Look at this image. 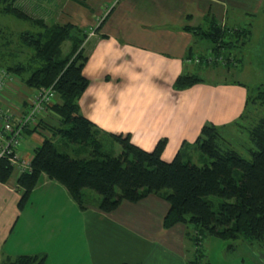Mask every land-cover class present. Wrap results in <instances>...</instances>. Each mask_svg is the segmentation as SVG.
Masks as SVG:
<instances>
[{"label": "crops", "instance_id": "1", "mask_svg": "<svg viewBox=\"0 0 264 264\" xmlns=\"http://www.w3.org/2000/svg\"><path fill=\"white\" fill-rule=\"evenodd\" d=\"M263 1L16 0V4L48 24L72 22L87 32L82 45L86 54L82 72L89 82L78 97L82 113L111 132H127L134 143L145 149L164 138L160 156L167 158L182 141L193 139L204 122L215 123L221 132L241 110L245 97L244 83L238 79L216 82L213 87L200 75L201 80L186 87L172 86L178 73L192 72L189 68L194 65L185 61L186 57L206 54L200 45L206 50L210 45L202 44L198 35H192L181 25H203V16L209 13L219 26L240 27L237 23L244 14L255 12ZM227 63L223 62L226 71L230 68ZM217 65L195 66L211 74L209 71ZM229 88L232 95L226 94ZM214 90L226 98L214 102ZM27 92L13 79L2 90L0 104L13 114L24 112ZM236 103L239 108L231 115L226 110L227 118L221 119L213 112L212 105H223L226 109ZM96 112L97 118L93 116ZM110 113L117 115L115 124L104 116ZM48 114L52 117L48 120L57 121L51 110ZM32 132L31 126H27L20 137V158L28 159L33 154L36 144L22 141L31 137ZM114 143L118 152V144ZM16 177L0 181V240L28 204L17 206L22 188L15 186ZM42 188L46 195L42 199L32 198L30 205L43 206V228L40 236L32 238L34 243L29 251L45 252L49 264H110L112 258L116 264L123 260L138 264H185L194 254L193 245L186 238L187 233L194 232L190 223L161 225V216L168 205L158 193L148 192L133 201L121 199L113 209L104 210L98 206L100 195L83 188V196L88 191L95 199L89 205L83 201L80 209L67 187L44 172L30 193ZM66 203L76 212L63 214ZM2 255L0 250V259Z\"/></svg>", "mask_w": 264, "mask_h": 264}, {"label": "trees", "instance_id": "2", "mask_svg": "<svg viewBox=\"0 0 264 264\" xmlns=\"http://www.w3.org/2000/svg\"><path fill=\"white\" fill-rule=\"evenodd\" d=\"M0 10L13 13L40 24V30L19 31L21 45L30 46L33 51L24 61L0 62V66L14 70L25 85L37 90L50 84L58 100L49 105L57 115V121L42 118L31 126L32 130L45 131L40 143L33 148L29 167L17 172L16 187H21L17 206L23 207L30 192L41 176V172L65 185L77 203L83 206L84 187L94 188L100 195L98 206L104 210L113 209L121 199L128 201L144 197L146 193H158L167 203L162 214L161 225L169 227L176 222H188L194 228L186 234L193 245L194 254L185 264H211L201 259L198 244L205 234L229 239L243 237L249 242L264 245V86L258 84L252 92H245L243 109L239 118H252L245 126L251 145L246 148L249 157H244L229 143H226L218 125L204 122L199 127L193 144L208 159L196 164L185 154V142L164 160L160 153L165 139H157L153 147L145 149L134 143L127 132H109L119 151L110 154L102 148L98 125L81 112L78 97L85 90L89 78L82 72L86 58L83 39L87 32L72 22L46 23L42 18L30 16L21 9L16 0H0ZM192 35L210 39L209 49L214 55H221L229 61L222 49L241 45L249 37L250 29L244 27H222L211 14L203 16V25H181ZM69 37L71 46L65 53L61 41ZM6 39L2 43H9ZM199 56H202L199 54ZM218 63L216 60L210 63ZM208 64V63H206ZM202 77L196 72L178 73L172 86L182 88L198 82ZM250 106L260 107L262 114L252 116ZM238 122V121H236ZM235 122V124H236ZM58 136L61 145L69 142L82 143L89 148V154L77 145V155L66 149H59L55 141ZM14 165L7 155L0 157V181L6 182ZM218 196V208L214 212L205 197ZM0 264H49L45 252H20L6 255ZM118 264H138L121 261Z\"/></svg>", "mask_w": 264, "mask_h": 264}, {"label": "rangeland", "instance_id": "3", "mask_svg": "<svg viewBox=\"0 0 264 264\" xmlns=\"http://www.w3.org/2000/svg\"><path fill=\"white\" fill-rule=\"evenodd\" d=\"M238 26L244 27L248 26L250 29L249 37L245 40V42L241 45L233 46L232 48L222 49V53H225L229 57V61L227 65L230 67L227 71L225 67H223V62L217 63V67L215 69L210 70L211 74L201 70V68H197L195 63L189 69L192 72H196L200 74L206 83L212 84L215 87L214 83L223 82V80L231 81L238 79L242 83H244L243 91L252 92V90L258 85L262 84L264 86V1L257 7L255 12L244 14V17L238 21ZM23 29H29L30 31L40 30L42 29L40 24L34 23L25 18H18L13 13H5L0 11V62H13L12 59L24 61V59L30 58V54L33 49L30 46H23L20 44V40H18L19 31ZM6 39H10L9 43H2L6 41ZM200 41L202 44H210V39H205L200 37ZM71 46V42L69 37L64 38L61 41V49L62 52L65 53L69 50ZM200 48L205 51L206 54H210V49H204L205 46L200 45ZM223 59V57H222ZM210 64V63H208ZM216 64L212 63L211 65ZM211 67V66H210ZM210 67L208 69H210ZM19 84L21 87H24L25 90L29 92H34L35 88L24 85L19 77H17ZM239 85V84H238ZM219 90L213 93V100L215 102L216 99H220V101L226 98L219 96ZM224 92V90H223ZM222 92V93H223ZM227 95H232L231 88L226 91ZM218 95L219 97H217ZM221 95V94H220ZM80 96V95H79ZM223 105H212L213 112L215 114H219V118L224 119L227 118L236 108H239V103L229 104V108L222 107ZM241 107V106H240ZM81 108V107H80ZM252 108V116H260L262 114L261 108L257 106H250ZM238 111L235 118L232 119L231 122L226 123L224 128H221L222 137L225 139L226 143H229L237 152H239L244 157H249L246 152V148L251 145L250 140L247 137V131L244 129L245 126L251 121L252 118L249 116L246 118H239V113L242 111ZM226 110L230 113L229 115L226 113ZM193 111V109H192ZM82 112V110H81ZM99 113H95L96 118ZM105 117H108V121L110 124H115L117 115L104 114ZM188 118L189 116H184L183 119ZM52 117H46V119H51ZM1 121V119H0ZM238 121L236 124L235 122ZM107 121H104L106 123ZM99 127V136L101 137L102 148L104 151L110 154H116V150L113 146L114 141L111 135H109V128L103 126L102 124H97ZM32 136L22 138V141L25 143L26 141H31L34 144L40 143L42 139V135L45 131L41 130H33ZM55 141L58 145L59 149H66L72 155L76 156L77 154V145L80 144L83 147H80L81 150H84L81 154L88 155L89 151L87 147H84L82 143L78 142H69L61 145L58 136H55ZM194 138V137H193ZM185 142V154L184 158L187 156L191 158L196 164H202L203 161L208 159L204 154H201L195 144H193V139ZM179 147V146H178ZM31 149V148H30ZM178 148H176L177 150ZM32 150V149H31ZM175 151H173L170 155H167V158H163L164 160L172 158ZM80 155V154H77ZM187 155V156H186ZM161 157V156H160ZM17 166H14L11 173L9 174V180H13L16 177ZM84 190H90L92 193L98 194V192L92 187H84ZM47 193L44 188L37 190L35 192L30 193L28 204L24 209L20 211L19 217L16 221H14L13 226L11 223V229L8 230L5 236H3L0 240V250L3 255L2 258L9 254L13 255L14 253H19L20 251L30 252L32 250V243L37 238L39 232L42 231V223L41 219L43 217V206H38L36 204L30 205L31 199L35 198L42 199ZM90 193V192H89ZM88 191H85L84 203L89 205L94 201V197L89 194ZM99 195V194H98ZM209 203H211V208L214 212H216L218 208V202L221 200L220 197L208 194L205 196ZM75 199V198H74ZM83 203V205H84ZM75 205L78 208L82 207L75 200ZM63 214H66V211L75 213L76 210L69 206V203L63 204L62 208ZM81 209V208H80ZM48 214V213H47ZM27 219V221H26ZM33 224V225H32ZM129 237V234H128ZM37 241H40L38 238ZM198 251L202 253L201 259L208 260L211 264H264V245L259 244L254 241L249 242L243 237L237 238H229L223 239L219 237H215L214 235L205 234L202 237L201 244H198ZM0 259V262L2 260ZM130 261V260H129ZM114 260L112 258L111 263L113 264ZM116 264V263H114Z\"/></svg>", "mask_w": 264, "mask_h": 264}, {"label": "built area", "instance_id": "4", "mask_svg": "<svg viewBox=\"0 0 264 264\" xmlns=\"http://www.w3.org/2000/svg\"><path fill=\"white\" fill-rule=\"evenodd\" d=\"M92 32L93 30H91ZM212 60L223 62L220 54L214 55L212 52L202 56L192 55L185 59V61L195 64H206ZM17 77L19 75L16 71L0 66V96L7 84L13 79H17ZM55 100L56 92L50 84L47 87H39L34 92H27L26 101L28 104L24 112L13 114L12 111L5 109L0 104V157L7 155L9 162L17 166L18 172L29 167V158H20V152L18 151L23 131L27 126H32L40 119L48 117V112L51 110L49 105ZM52 114H54L53 111Z\"/></svg>", "mask_w": 264, "mask_h": 264}]
</instances>
